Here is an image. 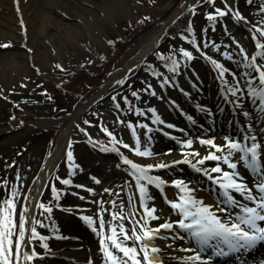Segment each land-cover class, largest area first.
Masks as SVG:
<instances>
[{"label": "rangeland", "instance_id": "obj_1", "mask_svg": "<svg viewBox=\"0 0 264 264\" xmlns=\"http://www.w3.org/2000/svg\"><path fill=\"white\" fill-rule=\"evenodd\" d=\"M2 1L3 3L7 2ZM259 1L264 4V0ZM24 3L27 7L30 4L32 6L29 0ZM184 3L185 0H59V3L56 1L57 7L66 5L72 10V13L69 12L70 17L58 10L57 13L55 11V14H50L49 23L46 24L43 23L39 12H27L21 18V21L28 25L27 28H24L25 33L30 34L29 38L26 37L27 41L22 45L20 44L21 40H17L16 43L8 39L3 40L2 44L17 47L14 50H0V56L8 52H17L15 56L17 60L14 61L8 56V62L4 64H8L9 67L0 72V207L3 206L5 198H12L11 194L15 189L17 192L15 197L17 223L26 189L46 154L50 153L58 140L61 139L62 133L67 128V119L84 105V98H87L91 92L89 88L100 84L104 85L105 82L102 78L133 58L141 46L153 35L158 34L164 22L182 8ZM227 3L232 10L228 11L224 17H217L219 18L218 22H222L219 26L220 35L217 33L218 35L214 37L217 48L210 49L211 56L220 58L225 65L235 70L239 68V77H242L247 69L243 66L244 59H240L237 52L242 58L247 56L249 60L254 55L251 42L253 36L249 33L252 31L255 36L259 37L256 29L264 28V12L249 15L252 14V10L246 6L245 2L227 0ZM237 5L243 10L246 18L249 20L254 18L252 23L255 29L249 27L245 22L234 23L231 20L230 15L234 13L233 9L237 8ZM194 7L197 9L195 22L206 21L209 14L215 15L216 8L227 11L225 0H215L214 4H210L208 0H200ZM3 12L0 10V22L5 20L7 23L9 19L12 20L15 17L10 11ZM14 20L16 19L14 18ZM180 22L182 21L173 27H178ZM7 26L15 25L7 24ZM0 30L7 33L3 27ZM220 42L226 44L220 46ZM36 45H38L37 50ZM178 45H182L180 41L174 40L173 36L169 38L166 36L161 39L157 49L161 50L163 54H170L178 50ZM32 47L34 48L32 49ZM241 49L244 50L243 54H241ZM225 54L231 59L226 58ZM154 55L156 56V52L152 53L148 60L156 65L161 59H156ZM197 63L200 64V61L197 60ZM0 65H2L1 60ZM159 66L161 65L159 64ZM138 68L118 79L101 100L78 119L76 127L72 129L69 136L70 143H74L71 144L73 146L71 147L77 156L78 163H72V167H68L71 168L70 180L72 183L82 184L80 185L82 187L77 190L71 189V194L75 193L74 195L80 200L83 197L82 200H86L88 203H72L66 210L72 211L73 206H78V208H82L81 215L83 213L92 215L95 210L96 214L108 211L109 215L110 206L108 204L112 199H107V205H105L106 201H103L102 207L98 209V205L95 208L96 201L99 198L103 199L102 194L105 193V189L109 190V188H115V185L124 186L125 184V182L119 183L120 180L117 178L119 172L116 170L118 163L115 159L116 155L110 151H105L108 152L106 155H93L94 153L86 147V144L92 145V140L102 143L103 148L110 150L115 148V152L118 154H124L128 159L144 166L149 164L148 160L162 156L163 152L168 150L167 146L161 145L159 148L163 149H159L160 152L154 151L152 143L156 145V142H162L159 137H153L157 133L156 126L151 125L150 132L155 133L149 135V138H145L146 128H142L140 125H146L147 121L151 122L152 112L149 109H154L156 116L158 115L163 123L173 121L172 117L165 116L167 113L163 109L161 91L162 88L170 90L169 88L173 85L172 77L165 68L158 67L157 76L142 77L141 71V74L139 76L137 74V77L134 78ZM77 72L79 75L80 72L83 74L80 76L81 81L71 86L74 88L72 90L67 86L69 81L67 83L65 81ZM101 76L102 78H100ZM179 78L182 76L179 75ZM71 79L73 80V78ZM140 79L142 82L139 84L142 85L138 88L143 86L147 94L143 95V101L131 98L130 110L124 102L123 95L128 98L129 88ZM243 82L245 83V78ZM204 90L205 93H210L207 85ZM12 93L28 95L33 93L39 95L40 93L47 103L52 100L50 104H47L51 112L50 115H47L41 108L42 105H39L38 109L33 112H29V108L17 107L10 100ZM75 94L79 97L81 95V97L77 98L74 96ZM56 102L59 104L56 105ZM63 106H65L63 110H58ZM160 109L163 113H159ZM122 116L133 121L132 128L123 123ZM163 123H159L160 127ZM102 129H106L108 133H111V136ZM133 131H135L136 137H133ZM112 137L131 148L136 146V138H139L141 150L147 149L152 155L149 157L135 156L129 149L122 147L121 143L113 144ZM218 145L221 146V143ZM189 151L199 150L191 149ZM163 176L167 177L168 175L164 174ZM95 177L102 181L96 185L97 187L93 185ZM86 189H91V192ZM112 190L113 192L117 191ZM60 199H56V201L58 202ZM46 200H48V196H46ZM113 201L116 203L114 212H117L121 205L125 207V202L124 204L117 203L118 199ZM154 204L158 209L160 204ZM42 222L43 220H41ZM57 226L59 230L53 233L57 239L63 237V234L67 236V238L64 236V239L67 240L77 233L81 236L77 243L69 241L55 245V250L49 254L59 256L64 261L60 260L54 264H75L72 262L70 253L83 256V261L87 257H93L92 260H95V241L89 232L87 235H83L82 227L74 219L61 213L58 214ZM39 252L45 251L39 250Z\"/></svg>", "mask_w": 264, "mask_h": 264}, {"label": "snow or ice", "instance_id": "obj_2", "mask_svg": "<svg viewBox=\"0 0 264 264\" xmlns=\"http://www.w3.org/2000/svg\"><path fill=\"white\" fill-rule=\"evenodd\" d=\"M208 2L214 4L215 0H208ZM248 2L251 3V0H248ZM225 9L227 11L216 8L215 15L209 14L207 16L208 21L214 22L217 17H224L228 11L232 10L227 0H225ZM261 10L264 11V6H262ZM235 16L237 20H243V17L238 12ZM256 31L259 33L260 38H264V28H257ZM253 40H255V47L259 51L250 60L247 56L243 57L245 61L243 66L250 70L244 74L245 84L248 99L253 104L258 101V110L264 113V64L257 63V58L264 60V39L253 36ZM2 47L7 48L9 45L4 44ZM193 47H196L195 41H193ZM196 50L200 51L198 47H196ZM243 51L241 49V54H243ZM181 53L187 61H191L194 58L189 51L181 49ZM225 55L226 58L231 59L230 56ZM201 56L213 65L218 71V78L227 87L228 82L223 78L228 69L203 52H201ZM177 68L178 65L174 61L172 67H169L168 70L175 72ZM252 73L256 75L253 76ZM233 79H236L234 74ZM227 90L237 100L242 99L237 96V93L241 91L239 83H236L231 88H227ZM133 96H137V93L133 92ZM125 102L127 103V100ZM236 107L241 108L242 104L237 103ZM149 111L155 117L153 123H163L159 116H156L154 109H149ZM243 115L247 117L249 113L244 112ZM188 119L191 120V117H188ZM128 127L132 128V125L129 124ZM140 127L147 128V125H140ZM167 127L171 128L173 125L169 124ZM102 130L111 136V133H108L106 129ZM133 137H136L135 131H133ZM112 143H121L122 147L129 149L135 156L149 157L152 155L147 149L141 150L139 138H136V146L134 148L116 141L115 137H112ZM178 143L181 142L178 141ZM192 143L190 139L183 141L182 147L191 149ZM199 143L215 149V152H209L207 156L199 159L197 163L203 165L206 160L217 161L218 165L216 167H213L209 171L208 169L197 167L196 164H192L188 157L200 156L195 151L182 152L181 155L184 159L176 160L173 163L192 164L196 172H202L209 180L219 186L224 197L223 203L227 205V209H238V212L233 214L224 207H218L214 211L213 206L205 204L204 201L197 199L192 194L193 189L185 181L173 180L172 186L179 191L180 195L173 199H169L165 195L164 199L171 211L175 213L177 219L175 221L166 220L158 226L153 227L151 226V221L160 220L161 217L156 215V207L148 206L147 202L153 199L149 194V186L155 187L163 195L167 182L159 176H154L150 173L153 170L165 169L171 165L159 163L144 166L133 162L121 154L122 163L128 166L129 175L135 181L134 187L138 193L139 205L143 208V223L140 224L139 221H136L135 224H138L139 227L134 224L130 230L131 235H129V230L125 229L123 223L118 225L119 230L115 226L111 227V234L106 235L104 232V218L103 216L99 217V232L97 234L100 236V246L105 256V264H164L159 255L162 250L155 245L154 241L165 238L162 232L170 233L177 229L179 232L174 238L184 239L185 237L179 233H187L190 240L194 241L197 245L195 249L191 247L181 249V251L194 253L184 259V264H209V261L201 257V253L207 249H211L215 256L227 257L232 253L250 250L257 244L264 243V162L261 159L264 156V145L257 141V137L254 134H251L250 124L247 133L240 140L226 137L223 146L217 145L213 139H201ZM102 150L107 151L108 149ZM112 151H116V149L113 148ZM216 153H221V155H217ZM67 158L70 164L74 162L71 151L68 152ZM219 163L227 165V168L231 171H224L219 166ZM238 165H242L247 172L252 174L254 179L253 187L250 188L244 182L240 172L237 171ZM211 173H217L218 175L213 177ZM61 183L70 185L72 182L69 179H65ZM96 183H99V181L97 180ZM78 187L82 186L78 185ZM86 190L91 192V189ZM107 191L108 189H105V192ZM52 193L54 199H59V193L55 187L52 188ZM234 194L242 197L243 202L237 199ZM11 196L12 198H5L3 206L0 207V264H21L22 261L27 264V262L33 261L37 256L34 249L31 253L26 250L28 240L39 239L44 241L46 237L40 236L37 232L36 221L30 222L26 217L27 208H24L20 212L19 222L17 223L15 202L17 192L15 189H13ZM131 201L132 197L130 196L129 203ZM113 206L115 207V202H113ZM39 207L47 213H51L52 211L50 207H46L43 204H40ZM217 212L227 214L222 218ZM122 213L123 205L120 206L119 212L112 214V220H124L125 217ZM80 219L92 228L93 232H97V228L93 226L94 221L91 217L82 216ZM127 241H132V246H129L126 243ZM42 246L45 249L48 247L46 243L42 244Z\"/></svg>", "mask_w": 264, "mask_h": 264}, {"label": "bare ground", "instance_id": "obj_3", "mask_svg": "<svg viewBox=\"0 0 264 264\" xmlns=\"http://www.w3.org/2000/svg\"><path fill=\"white\" fill-rule=\"evenodd\" d=\"M6 3H3L0 0V8L1 10H3L5 13L6 10L7 12H11L12 14H14V16L18 15V17H22L24 15L27 14V12L30 11H35V12H39L41 14V19L43 21V23H49V17L50 14L54 13L55 11L57 13V11H61L63 14H65L66 16L70 17V13H72V10L69 9L66 5H62L57 7L56 1L59 3V0H29L32 3L27 7V5L24 3L26 0H6ZM197 0H185V3L182 7L186 8L187 6H190L192 3H194ZM8 2L10 4H8ZM40 9V10H39ZM70 12V13H69ZM180 13V12H179ZM59 14V13H58ZM23 23V24H22ZM7 24L9 25H15L13 27H8ZM19 26V27H18ZM24 26V27H23ZM28 27L27 24H25L24 22H21L18 20V18L16 20H14V18H12V20H8V22L6 23L5 20H2L0 22V28L3 27L7 30V33L3 32L0 30V44L3 43L4 39H8L10 41H12L13 43H16L17 40H21L20 44H24L27 41V38H29L30 34H26L24 32L25 27ZM26 27V28H27ZM28 31V30H27ZM10 32V33H9ZM161 34L158 33L156 35H153L146 43H144L141 48L139 49L137 56L135 57V60L133 62H130L128 64H126L123 68V72L121 73H115L108 81L106 84V90L109 89L117 80L118 78L122 77L123 74H125L127 72V70L129 68H131L132 66H134V64L136 62H138L142 57H145L156 45L157 43V39L158 36ZM27 37V38H26ZM37 46L36 45V50H37ZM15 45H11V50L15 49ZM34 47H32L33 49ZM17 49V48H16ZM17 55V52H8L3 56H0V60L2 65H0V72H3L7 69L8 64H4L8 62V56L10 58H12L14 61L17 60V57H15ZM2 58V59H1ZM80 111H77L75 114H73V116L67 121V128L65 129V132L62 133V137L61 139L58 140L54 150L52 151V153L48 156L47 160L45 161V164L43 165L42 171L37 179V182L34 183V186L31 190V192L28 194V196L26 197L24 204H23V209L27 208L28 212L25 213L26 217L28 218V220L31 222L36 210V205L37 202L39 200V197L41 196L46 181L48 180V178L50 177V175L53 173V171L55 170V168L57 167L58 163L61 161L64 149L66 147L67 141L69 139V132L71 131V128H73L78 122L77 117L79 115ZM247 122L246 118H243L241 120H239V123L242 124L243 122ZM249 121V120H248ZM247 126V125H245ZM244 127V126H243ZM230 128H227L226 130H229ZM244 130L247 132L248 130V126L244 127ZM251 130H252V134H257V133H261L262 129L260 128H256L254 125H251ZM245 135V134H244ZM244 135H239V137H242ZM151 143V142H150ZM148 145V144H147ZM153 145V149L155 150H159V146L163 145L162 142H156V145L154 143H152ZM155 145V146H154ZM149 146V145H148ZM160 152V150L158 151ZM155 153V152H154ZM192 157V156H191ZM264 157V156H263ZM170 157H163V156H159L153 159L148 160L149 164L155 165V164H159V163H165V164H169V163H173L174 161H176L177 159H169ZM201 159V157H192V161H194L195 164H197V161ZM262 162H264V159H262ZM148 164V165H149ZM249 172H246L245 174H248ZM243 175V173H242ZM241 175V176H242ZM248 176H251L250 174H248ZM216 177V176H215ZM245 177V176H242ZM246 178V177H245ZM120 179V177H119ZM215 184V183H214ZM217 185V184H216ZM190 188L193 189V195L199 199L204 201L205 204L209 205V200L212 199V194L209 196H205L202 194V192L198 189L197 184H192L191 186H189ZM218 190L222 193V190L220 188H218ZM164 195H166L169 199H173L174 197H172V195L170 196V193L168 194L167 191H164ZM236 198L241 200L243 202V198L239 197L237 194ZM205 198H207L208 200H206ZM224 200V199H223ZM223 200L217 204L216 206H213V210L216 211L218 207H224L227 209V205H225L223 203ZM22 209V211H23ZM227 210H231L234 211V214L236 212H238V209H227ZM218 215H220L222 218L226 216V213H220L217 212ZM133 216V215H132ZM168 216V214H167ZM171 221L169 217L167 218H162L161 219V223H163L164 221ZM132 220H129V222ZM112 227H118V225L120 224L119 222H115L112 221ZM117 224V225H116ZM135 224V222H134ZM134 224L131 225V228L134 226ZM136 226V224H135ZM151 226L155 227L158 226L157 224H155L154 221H151ZM30 227V225H29ZM177 231H173L170 233H165L162 232V235L165 237L164 239H156L154 241L155 245L161 248V253L160 255V259L164 262V264H174L176 262L177 259H181V258H186L188 256L193 255V252H186V254L184 253V251H181V249L183 248H189L190 246L187 244L188 243V239L184 238V239H179V238H174L177 236ZM180 235H183L182 233H179ZM184 236V235H183ZM129 246H132V241H127L126 242ZM27 250V248H26ZM71 256V258H73V260L75 261H82V256L77 254V253H70L69 254ZM21 264H25V262H21Z\"/></svg>", "mask_w": 264, "mask_h": 264}, {"label": "trees", "instance_id": "obj_4", "mask_svg": "<svg viewBox=\"0 0 264 264\" xmlns=\"http://www.w3.org/2000/svg\"><path fill=\"white\" fill-rule=\"evenodd\" d=\"M190 18H191V15H186V16H184L180 21H182V22H180V24H179V28L180 29H183V30H186L187 29V24H188V21L190 20ZM174 31H175V28L172 26V27H170L169 28V30H168V35H173L174 34ZM79 72V71H78ZM77 72V74H75V75H73L71 78H73V80L71 79V78H69L68 79V84H67V86L70 88V89H72V90H74V88H71V86L72 85H75L77 82H79V81H81V78H80V76L83 74L82 72H80L81 74L79 75V73ZM79 75V76H78ZM84 78V77H83ZM100 78H102V76L100 77ZM66 82V83H67ZM99 89V87H91V88H89V91L91 90V92H90V95L87 97V98H84V100L83 101H85V100H87L93 93H95L97 90ZM69 95V94H68ZM74 96H77V94H75ZM80 97H81V95H80ZM79 96H77V98H80ZM25 100L26 101V105H31V108H33V109H30V110H35L34 108L35 107H33L34 106V104H36V103H38V102H42V100H41V98L39 97V96H37V97H33L32 99H30L28 96H26V95H21L20 97H16L14 100H15V102H17V106L21 103V100ZM59 102H60V100H58ZM59 102H56V105L57 104H59ZM64 107L65 106H63V107H59L58 108V110H63L64 109ZM48 109V108H47ZM46 110V109H45ZM47 111V114H49L50 115V110L48 109V110H46Z\"/></svg>", "mask_w": 264, "mask_h": 264}]
</instances>
